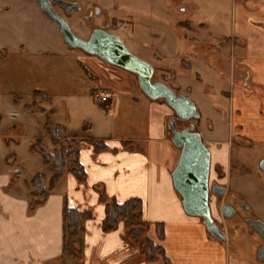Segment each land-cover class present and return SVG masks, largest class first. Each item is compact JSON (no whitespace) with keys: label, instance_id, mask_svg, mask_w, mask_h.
<instances>
[{"label":"rangeland","instance_id":"1","mask_svg":"<svg viewBox=\"0 0 264 264\" xmlns=\"http://www.w3.org/2000/svg\"><path fill=\"white\" fill-rule=\"evenodd\" d=\"M67 1L77 3L80 11L66 15L54 10L77 35L87 39L91 26L98 28L108 23L111 34L121 40L129 53L155 68L152 80L176 92L173 82L178 77L179 93L193 101L200 114L191 123L201 132L202 142L212 157H233L235 166L251 172L247 181L235 180V184L251 206L252 212L246 216L264 222V184L257 170V163L264 159V139L244 134L245 128H250V134L253 126L257 128L249 103L254 102L264 118V83L254 77L261 68L260 61L248 49L250 38H254L244 35L233 40V11L238 0ZM36 4L35 0H0V172L17 168L20 181L28 188L35 175L44 174L45 185L50 177L41 157L29 150L37 138L52 150L43 131L47 119L62 127L68 116L69 134L80 132L86 138L124 145L135 139L133 142L137 143L144 135V113L133 102L151 103L142 92L134 97H118L113 91L108 94L100 79L82 63L90 56L68 48L56 25ZM89 12L93 19L87 25L84 16ZM197 44L214 47L229 69L235 64L242 67H237L239 72L247 68L251 79L246 82L247 75L240 80L232 73L216 70L215 51L199 52ZM180 62L189 69L180 67ZM157 64L170 71H158ZM113 85L121 87L118 82ZM187 87L190 95H186ZM34 91L47 95L50 103L30 106ZM232 91L242 97L241 110L232 111ZM96 94L106 95L109 102L99 104ZM213 143L222 150L216 151ZM63 183L62 178L58 189ZM225 224L229 231L225 249L231 264H261L255 261V255L264 241L241 220L234 218Z\"/></svg>","mask_w":264,"mask_h":264},{"label":"crops","instance_id":"2","mask_svg":"<svg viewBox=\"0 0 264 264\" xmlns=\"http://www.w3.org/2000/svg\"><path fill=\"white\" fill-rule=\"evenodd\" d=\"M233 14L232 24L236 34L233 40L244 35L254 38H250L248 49L261 66L254 77L258 83H264V0H238ZM245 31L251 33L245 34ZM197 46L199 52L215 49L208 45ZM214 51L213 67L216 70L232 73L240 80L247 75L246 82L251 79L247 68L239 72L240 66L235 64L229 69L227 62H223ZM172 54L170 51L169 56ZM82 63L100 79L108 94L115 92L118 97H134L141 92L137 77L132 73L108 65L95 56L85 57ZM179 66L189 69L183 62ZM156 69L162 73L170 71L163 64H157ZM113 82L120 83L121 87H114ZM173 88L177 89L176 93L181 91L176 76ZM185 92L190 95V88H185ZM231 99L232 111L244 105L237 91L231 92ZM159 101H151L150 104L139 100L133 102L144 113V135L142 140L137 141L142 146L133 142L137 139L124 145L103 141L106 150L95 152L88 140L96 139L86 138L80 132L69 134L67 116L62 127L67 138L81 141L77 160L83 167L85 180L79 183L73 175L65 174L62 187L58 189L57 186L33 211L29 210L32 190L20 181L18 169L0 172V264H162L160 261L146 262L141 258L138 247L125 237L122 223L108 232L103 230L105 209L99 201L96 187H101L105 196L118 204L133 198L141 201L142 218L150 224L148 236L163 247L171 264H231L225 246L209 237L200 219L188 217L182 210L170 176L180 153L171 143L167 128L174 114L163 100ZM249 105L257 128L252 127V134L250 128H245L244 134L262 140L264 118L258 114L254 102ZM65 206L91 215L82 224L81 253L75 260L62 257V212ZM155 224L163 225V240L156 237Z\"/></svg>","mask_w":264,"mask_h":264},{"label":"water","instance_id":"3","mask_svg":"<svg viewBox=\"0 0 264 264\" xmlns=\"http://www.w3.org/2000/svg\"><path fill=\"white\" fill-rule=\"evenodd\" d=\"M35 1L40 11L56 25L68 48L79 49L108 65L132 73L137 77L140 91L148 100H163L171 109L174 118L169 119L167 128L171 132V143L180 151L178 162L170 174L173 189L180 197L184 214L200 219L207 232L217 241L224 243L225 237L213 222L208 206L210 152L203 144L200 134L194 132L193 123L182 130L178 129L176 124L177 121L193 122L199 119L200 114L194 102L180 93H175L165 84L152 80L155 68L129 53L116 35L96 29L84 39L72 31L66 19L52 7V2H55L67 9V14H70L80 8L77 3L63 0ZM97 13L96 9L95 14ZM259 168L264 172V161ZM224 211L223 207V213ZM230 214L224 213L226 218H229ZM253 225L264 238V225L260 222H255ZM262 255L264 248L257 253V260L260 262H264Z\"/></svg>","mask_w":264,"mask_h":264},{"label":"trees","instance_id":"4","mask_svg":"<svg viewBox=\"0 0 264 264\" xmlns=\"http://www.w3.org/2000/svg\"><path fill=\"white\" fill-rule=\"evenodd\" d=\"M37 102L50 103L47 95L34 91L30 106H36ZM24 108L28 109V106ZM51 113L53 112L51 111ZM43 131L52 150L49 151L47 149L48 146L41 138H37L29 150L41 157L42 164L49 171L50 177L47 185H45L46 176L44 174H37L30 181L29 188L32 190L30 193V211L44 203L46 197L56 189L58 182L65 174L73 175L79 183L85 180V172L77 160L81 141L67 138L65 129L54 125L48 119ZM88 143L95 152L106 150L103 141L88 140ZM95 190H97L99 201L104 205L105 209L103 221V230L105 232L122 223L125 237L130 243L138 247L140 256L144 261H160L162 264H171L165 257L163 247L155 244L148 236L150 224L142 218V204L139 199L133 198L118 204L115 200L106 197L101 187H96ZM90 218L91 215L88 212H80L66 206L63 208V258L77 259L82 247L80 244V236L83 233L82 224ZM155 234L158 240H163L164 229L162 224H155Z\"/></svg>","mask_w":264,"mask_h":264},{"label":"flooded vegetation","instance_id":"5","mask_svg":"<svg viewBox=\"0 0 264 264\" xmlns=\"http://www.w3.org/2000/svg\"><path fill=\"white\" fill-rule=\"evenodd\" d=\"M63 1L69 2L67 0H63ZM52 7L53 9L57 8L61 10L66 15H72V13L80 11L79 8L77 10L72 11V13L67 14V9H65L64 7H62L61 5L55 2H52ZM96 15H98V13ZM84 19L86 20L87 25H89L93 19L92 13L89 12L88 15L84 16ZM110 28L111 25L108 23L104 24L103 27H98V28L91 26L90 34L92 33V31L96 29L104 30L108 33H111ZM176 124L178 129L182 130L184 128L189 127L191 125V121L190 122L178 121ZM194 132H197L196 127L194 129ZM213 144L215 145L216 151L220 152L222 150V147L220 145L217 146V144L215 143ZM206 148L209 150L208 147ZM209 152H210V160H209V176H208V193H209L208 206L213 222L217 225V227L225 237L224 243L220 241L218 242H220L224 246L228 245L229 231L225 223L228 224V222L234 218L241 220L243 224L248 227V229H250L258 238L264 241V238L257 232L256 228L253 225L255 222H260L264 225V222L261 221L260 219H252L246 216V214L252 212L251 206L249 205L247 199L242 197L241 195L242 193L240 194L238 192L235 184V180L242 179L243 181H247L245 179L251 174V172L245 168L235 166L232 162L233 157H212L210 150ZM262 161H264V159H260L259 162L257 163V170L258 173H260L261 175L260 178L264 184V172L259 168ZM223 207L225 208L224 211L225 215L231 213L229 218L225 217L223 213ZM213 209H215V214L213 213ZM207 234L211 239H214L208 232ZM261 248H264V244L260 245V247L258 248L255 255V261L264 264V262H260L257 260V253ZM262 256L264 258V255Z\"/></svg>","mask_w":264,"mask_h":264},{"label":"built area","instance_id":"6","mask_svg":"<svg viewBox=\"0 0 264 264\" xmlns=\"http://www.w3.org/2000/svg\"><path fill=\"white\" fill-rule=\"evenodd\" d=\"M95 97H96L97 102H98L99 104H104V103L109 102L107 96L104 95V94H101V95L96 94Z\"/></svg>","mask_w":264,"mask_h":264}]
</instances>
